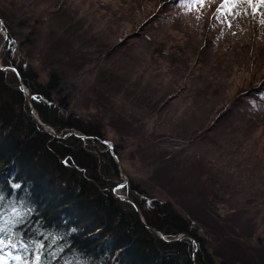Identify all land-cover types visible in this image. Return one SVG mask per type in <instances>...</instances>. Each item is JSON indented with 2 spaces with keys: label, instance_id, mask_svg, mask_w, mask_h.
Wrapping results in <instances>:
<instances>
[{
  "label": "rangeland",
  "instance_id": "374dc122",
  "mask_svg": "<svg viewBox=\"0 0 264 264\" xmlns=\"http://www.w3.org/2000/svg\"><path fill=\"white\" fill-rule=\"evenodd\" d=\"M0 15L12 35V57L32 89L47 91L63 118L101 132L108 144L86 139L90 153L116 148L123 186L117 196L128 198L133 183L148 193L146 208L156 201L187 208L202 249L216 261L252 264L259 261L255 254L264 257L258 242L264 239V6L0 0ZM9 33L3 32L7 40ZM3 43L0 37V67ZM172 177L180 189L217 193L211 201L222 220L231 210L245 211L256 224L254 236L238 243L234 238L244 233L232 229L235 236L227 243L219 226L210 230L214 223L190 194L189 202L171 199L177 188L170 186ZM4 262L18 260L11 255Z\"/></svg>",
  "mask_w": 264,
  "mask_h": 264
},
{
  "label": "trees",
  "instance_id": "16d2710c",
  "mask_svg": "<svg viewBox=\"0 0 264 264\" xmlns=\"http://www.w3.org/2000/svg\"><path fill=\"white\" fill-rule=\"evenodd\" d=\"M0 18L4 20L1 15ZM3 23L0 37L4 41L2 31L9 33V29L5 20ZM9 37L12 40L11 33ZM5 48L2 67L16 68L31 95L38 94L52 102L47 91L32 89L23 65L12 57L13 45ZM11 73L0 69V222H9L2 238L15 244L24 259L35 253L40 257L35 264H229L226 259L216 261L202 249V239L196 234L195 220L187 208H178L179 212L171 201H156L146 208L143 197L148 193L133 183L127 188V196L140 214L133 204L119 200L113 192L120 177L112 153L102 147L93 155L85 140L74 135L56 138L45 131L32 116L19 77ZM34 109L40 120L60 135L76 131L96 137V141L104 140L101 132L83 121L63 118L53 105L35 102ZM178 165L174 163L173 168ZM177 181V177L169 180L171 187L177 186L175 195H169L171 199L181 196V200L188 201L190 194V199L200 210L204 207L214 223L210 230L219 226L227 243L235 236L233 230L244 233L234 238L238 243L246 236H254L256 224L249 223L252 220L245 211L231 210L227 224V217L222 220L217 205L211 201L213 195L218 199L217 193L209 188L199 192L180 189ZM202 201L206 202L199 203ZM236 216L239 218L234 221ZM152 229L170 240L181 234L191 236L197 243V253L190 241L166 242ZM206 232L213 243V234L207 229ZM258 242L264 244V239ZM255 255L260 262L252 264H264L263 254Z\"/></svg>",
  "mask_w": 264,
  "mask_h": 264
},
{
  "label": "water",
  "instance_id": "95a60500",
  "mask_svg": "<svg viewBox=\"0 0 264 264\" xmlns=\"http://www.w3.org/2000/svg\"><path fill=\"white\" fill-rule=\"evenodd\" d=\"M0 23L2 24V20H1V18H0ZM5 33H6V32H5ZM5 35L7 36V34H5ZM6 42H7V39H6V37H5V41H4L3 45H2L1 50L4 48ZM10 68H11V69L13 70V72H15V73L17 74V76L19 77L21 91H22V93L24 94V96L27 97L28 100H29V102L31 103V106H30L31 109H32L31 113H32V116H33L34 120H35L40 126L45 127V128H49L50 130H52V134H53L54 137H56V138H62V139H63V138H66L68 134H65V135H60V134H58V133L55 131V129H53L52 127H50V126L44 124V123L40 120V118L38 117V115L36 116V114L34 113V103H35V102L43 101V102L48 103L49 105H52L53 103H52V102H49L46 98H44V97L41 96V95H38V94L31 95L30 92L28 91V89L24 86V83H23L22 78H21V76H20V74H19V71H18L16 68H13V67H10ZM2 69H6V70H7V68H2ZM26 89H27V90H26ZM33 113H34V114H33ZM45 130H46V129H45ZM72 133H73V132H72ZM75 135H76L77 137L83 139V140L89 138V137H87V136H83V135H78V134H75ZM102 143L108 144V143L105 142V141H104V142L102 141ZM110 148H111V152H112V147L110 146ZM121 187H123V186H122V185L118 186V188H120V189H121ZM115 196H116L117 198L121 199V200H124V201H127V202L133 204L134 207H135V209H136V211H137V213L140 214V211H139L138 207L134 204V202H133L129 197H128V198H127V197H120V196H117L116 194H115ZM147 204H150V201H147ZM152 230H153L154 232L158 233V235L160 236V238H162V239H163L164 241H166V242H169V241H179V240H183V239H185V238H188V239H190L192 245L195 244V246H197L196 241H195L193 238H191L189 235L181 234V235H179L178 237H176L175 239L170 240V239H167V238L164 236L163 233L158 232V231L155 230V229H152ZM194 254H196V250H195V249H194Z\"/></svg>",
  "mask_w": 264,
  "mask_h": 264
},
{
  "label": "snow or ice",
  "instance_id": "6c2138e0",
  "mask_svg": "<svg viewBox=\"0 0 264 264\" xmlns=\"http://www.w3.org/2000/svg\"><path fill=\"white\" fill-rule=\"evenodd\" d=\"M195 2V0H194ZM200 3H203V0H199ZM238 2H243V3H247L249 6L251 7H256L257 5L259 6H264V0H224V5H235ZM219 11V10H218ZM230 11V9H229ZM2 199V198H0ZM17 216L20 215L19 212L16 213ZM9 222L8 221H4V222H0V251L3 250L4 247L7 246V244L5 243V239H3L2 237H4L6 235V228H7V224ZM12 247H15V244H12ZM14 259L19 260L20 257L16 256L14 257ZM37 261H39L40 257H36Z\"/></svg>",
  "mask_w": 264,
  "mask_h": 264
},
{
  "label": "bare ground",
  "instance_id": "6f19581e",
  "mask_svg": "<svg viewBox=\"0 0 264 264\" xmlns=\"http://www.w3.org/2000/svg\"><path fill=\"white\" fill-rule=\"evenodd\" d=\"M10 41H12V40H10ZM10 41H7V42H6V45H7V44H9V45H10V44H11V42H10ZM134 208H135V207H134Z\"/></svg>",
  "mask_w": 264,
  "mask_h": 264
}]
</instances>
